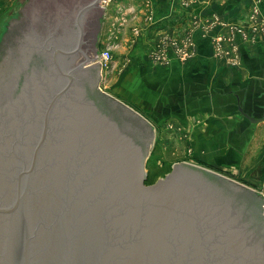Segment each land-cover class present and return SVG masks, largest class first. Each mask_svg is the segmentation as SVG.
Returning <instances> with one entry per match:
<instances>
[{"label": "water", "instance_id": "1", "mask_svg": "<svg viewBox=\"0 0 264 264\" xmlns=\"http://www.w3.org/2000/svg\"><path fill=\"white\" fill-rule=\"evenodd\" d=\"M45 1L15 12L0 38V264H264L257 191L187 161L148 184L152 124L88 89L102 67L81 39L93 19L97 42L101 0H65L82 22L70 48L8 54L14 22L50 14Z\"/></svg>", "mask_w": 264, "mask_h": 264}, {"label": "crops", "instance_id": "2", "mask_svg": "<svg viewBox=\"0 0 264 264\" xmlns=\"http://www.w3.org/2000/svg\"><path fill=\"white\" fill-rule=\"evenodd\" d=\"M23 1L20 10L30 0ZM254 7L264 18V0H113L101 4L96 42L99 59L116 15L119 45L111 81L118 92L152 111L156 123L179 127L185 135L180 139L200 159L248 187L264 179V27L250 22ZM219 36L227 39L232 57L239 53V63L217 51ZM173 41L191 56L172 55ZM166 50L168 62L152 60Z\"/></svg>", "mask_w": 264, "mask_h": 264}, {"label": "rangeland", "instance_id": "3", "mask_svg": "<svg viewBox=\"0 0 264 264\" xmlns=\"http://www.w3.org/2000/svg\"><path fill=\"white\" fill-rule=\"evenodd\" d=\"M23 2H24L23 0H0V38L3 31L6 29L9 23V19L15 18V12L20 11ZM253 13H254V8H252L248 13L249 14L248 18L250 22L251 21L258 22L260 28L264 27L263 17L253 15ZM120 20L127 22L126 18L125 19L122 18ZM117 21L118 20L116 18V15H114V17H112L111 20L109 41H107L108 40V36H107V40L104 42V45L101 43L102 50H104L105 48H110L113 58L110 61L109 66L105 67V69L102 70V76L98 83V87L100 86V88L103 91L123 100L124 103L128 104L132 108L133 106L136 107L138 110H140L139 112H141V114L150 121V123L152 121L153 123H155V126L152 125L154 129L153 143L149 146L150 150L146 162V171L148 174L146 182L148 184H151L156 182L159 178L164 177L168 172L172 170L174 163L179 161L191 162L212 169L216 172H221L220 170L221 168L215 165H211L209 162L200 159L198 155L195 153V151L190 147H188V144H185V142H183L185 135H182L179 132H177V128L179 129V127L175 126L173 129L171 128L169 129L170 124L164 126V123H162V121H160V123H156V119L154 118L152 111L138 108L137 105H135L130 99L127 98V96H124L118 92L117 86L115 85L116 80L113 79L111 81V79L114 76H116L115 75L116 72L112 74L111 66L113 65V61H114L113 51H116L119 45V41H118L119 39L118 36H116L118 31L116 30L118 27H120L119 26L120 21L118 22ZM253 27L255 28L254 24ZM235 31L242 34L244 32V29L237 26L235 27ZM223 56L225 57V59L227 58L229 59L231 57V55H228V53ZM234 57L239 63L240 60L239 53L237 55H234ZM99 89L98 91H101ZM180 138H182L183 141ZM250 188L258 190L260 192V195L264 198V179L259 185L257 186L253 185Z\"/></svg>", "mask_w": 264, "mask_h": 264}, {"label": "flooded vegetation", "instance_id": "4", "mask_svg": "<svg viewBox=\"0 0 264 264\" xmlns=\"http://www.w3.org/2000/svg\"><path fill=\"white\" fill-rule=\"evenodd\" d=\"M45 2L48 3L44 5L42 4V7L44 8L45 6L47 8H50V10L52 11L50 12V14L44 11L42 13L36 14V17H25L22 20L19 19V21L17 20L14 22V26L17 28V38L15 39L16 41L18 39V41L16 43V46L12 48V51L8 52L9 55L11 53L17 54L19 52V49L17 50L18 43L20 45H22L24 42H30V44L37 43L35 47H39L37 48L39 50L38 52H45L51 50L50 47L55 42L58 44L62 43L65 48H70L73 40L75 41V44L80 41L81 30L79 29V25L82 22H77V20H75L71 12V3L65 0H62L60 4H58V2H56L55 0H47ZM91 20V29H89L88 31V36L81 39L82 43L80 48L81 50L83 49V47L88 48L95 52L99 47L96 44V40L94 37L95 20ZM9 37H11V35H9ZM85 38L87 39V43H85L84 41ZM100 79L101 76L98 67L91 68L88 71V75L86 77V85L88 89L97 94V87ZM98 88H100V86ZM101 99L106 103L113 102V99H110L105 95L102 96ZM118 106L123 112L124 108L121 105ZM257 206L259 207L258 204Z\"/></svg>", "mask_w": 264, "mask_h": 264}, {"label": "built area", "instance_id": "5", "mask_svg": "<svg viewBox=\"0 0 264 264\" xmlns=\"http://www.w3.org/2000/svg\"><path fill=\"white\" fill-rule=\"evenodd\" d=\"M110 1H112V0H101V4L104 7ZM260 12L261 11L259 10V7H254L253 15L261 16ZM263 20H264V18H263ZM242 35L245 36L246 32L244 31L242 33ZM226 41H227V39L225 37H223V36L218 37L217 46H216L217 51L219 53H221L222 55L227 54V53H228V55H231L229 52V48H227V46L225 44ZM192 43H193V41H192V39H190L187 44H192ZM173 45H175V46L173 47L174 51L171 52L172 55L174 54V55L180 56L182 58H186V57L188 58L191 56V53L188 50L189 48L185 47V45L179 46L177 41H173ZM112 58H113V55L111 53L110 48H105L104 50H102V52L99 56V59H98V62L100 63L102 69H105V67L109 66V63L112 60ZM169 58H170V53H169V51L166 50L165 53H161L160 55H155L154 57H152V60H154L155 63H157V62H168ZM228 60H229V62H231V64H236L238 62L236 60V58L232 57V56ZM263 206H264V202H263Z\"/></svg>", "mask_w": 264, "mask_h": 264}]
</instances>
